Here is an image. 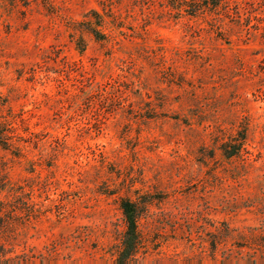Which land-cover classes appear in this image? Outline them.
Returning a JSON list of instances; mask_svg holds the SVG:
<instances>
[{"label": "rangeland", "instance_id": "1", "mask_svg": "<svg viewBox=\"0 0 264 264\" xmlns=\"http://www.w3.org/2000/svg\"><path fill=\"white\" fill-rule=\"evenodd\" d=\"M4 130L0 264H264V0H0Z\"/></svg>", "mask_w": 264, "mask_h": 264}, {"label": "trees", "instance_id": "2", "mask_svg": "<svg viewBox=\"0 0 264 264\" xmlns=\"http://www.w3.org/2000/svg\"><path fill=\"white\" fill-rule=\"evenodd\" d=\"M87 31L98 41L104 39L103 34L98 30L101 27V22H87ZM7 132L4 130L0 132V146L7 150L9 137L6 135ZM239 145L234 148L235 150L231 154H226L228 157L236 156L239 153ZM225 153V152H224ZM119 206L121 209L123 222H124V232L123 238L119 245L116 258L111 262L105 264H131L135 260L137 255L141 240L138 231V221L141 213V208L129 199H120Z\"/></svg>", "mask_w": 264, "mask_h": 264}]
</instances>
